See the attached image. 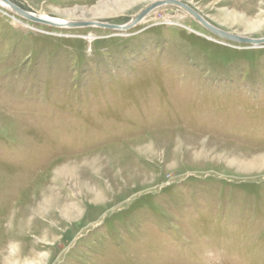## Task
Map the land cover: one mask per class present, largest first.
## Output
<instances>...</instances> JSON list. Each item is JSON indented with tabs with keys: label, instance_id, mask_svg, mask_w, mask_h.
Segmentation results:
<instances>
[{
	"label": "rangeland",
	"instance_id": "374dc122",
	"mask_svg": "<svg viewBox=\"0 0 264 264\" xmlns=\"http://www.w3.org/2000/svg\"><path fill=\"white\" fill-rule=\"evenodd\" d=\"M124 24L157 0H11ZM264 37V0H180ZM0 264H264V43L175 5L127 30L0 5Z\"/></svg>",
	"mask_w": 264,
	"mask_h": 264
},
{
	"label": "water",
	"instance_id": "95a60500",
	"mask_svg": "<svg viewBox=\"0 0 264 264\" xmlns=\"http://www.w3.org/2000/svg\"><path fill=\"white\" fill-rule=\"evenodd\" d=\"M0 2L4 3L9 9H11L16 14L22 16L23 18L37 22L43 23L51 26L57 27H89V26H97L101 28L107 29H116V30H127L131 27L135 26L138 22H140L148 13H150L153 9L162 6V5H175L180 7L181 9L188 12L196 21L201 23L207 30L216 35L219 38H222L227 41L239 42V43H250L254 45H260L264 43V37L261 38H252L247 37L240 34H235L224 29H221L209 21H207L200 13H198L194 8L188 5L185 2L180 0H157L150 3L144 9H142L139 13L134 15L128 22L124 24H113L107 22H100L95 20H80V21H64L57 22L50 19H45L40 17V15L34 14L30 11H27L21 8L19 5L15 4L11 0H0Z\"/></svg>",
	"mask_w": 264,
	"mask_h": 264
},
{
	"label": "bare ground",
	"instance_id": "6f19581e",
	"mask_svg": "<svg viewBox=\"0 0 264 264\" xmlns=\"http://www.w3.org/2000/svg\"><path fill=\"white\" fill-rule=\"evenodd\" d=\"M0 5H3V6H5V7H7L4 3H2V2H0ZM8 8V7H7ZM40 17H42V18H45V19H50V20H53V21H57V22H64V20H58V19H52V18H49V17H46V16H42V15H40ZM253 38V37H252ZM261 38V37H260ZM231 42H233V41H231ZM235 43H237V42H235ZM239 43V42H238Z\"/></svg>",
	"mask_w": 264,
	"mask_h": 264
}]
</instances>
